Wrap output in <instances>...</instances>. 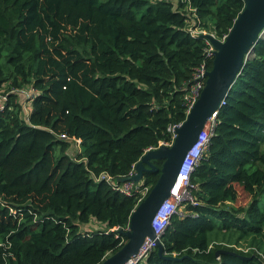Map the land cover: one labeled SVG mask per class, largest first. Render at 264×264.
Instances as JSON below:
<instances>
[{"label": "trees", "instance_id": "obj_1", "mask_svg": "<svg viewBox=\"0 0 264 264\" xmlns=\"http://www.w3.org/2000/svg\"><path fill=\"white\" fill-rule=\"evenodd\" d=\"M243 7L0 0V264H100L126 243L117 231L142 199L98 178H124L172 143L196 70L211 69L201 34L221 40ZM23 92H33L25 106ZM208 137L189 176L191 202L160 236L163 255L178 260L155 248L138 264H264V39ZM159 175L145 173L142 186ZM236 186L245 205H234Z\"/></svg>", "mask_w": 264, "mask_h": 264}, {"label": "water", "instance_id": "obj_2", "mask_svg": "<svg viewBox=\"0 0 264 264\" xmlns=\"http://www.w3.org/2000/svg\"><path fill=\"white\" fill-rule=\"evenodd\" d=\"M242 1L244 7L224 40H218L211 34H201L213 49L211 69L205 74L206 80L199 98L188 111L184 122L175 128L172 143L147 151L135 164L134 175L117 180L118 184H140L145 173L160 170L157 182L132 212L126 229L117 231L118 235L126 238V243L100 264H127L135 258L147 238L155 242L158 255L164 261L178 260L174 256L163 255L162 244L154 233L152 222L176 186L187 154L198 143L203 129L223 105L244 63L264 33V0ZM156 162H162L160 169L154 164ZM224 253L227 252L217 251L215 255L219 257Z\"/></svg>", "mask_w": 264, "mask_h": 264}, {"label": "built area", "instance_id": "obj_3", "mask_svg": "<svg viewBox=\"0 0 264 264\" xmlns=\"http://www.w3.org/2000/svg\"><path fill=\"white\" fill-rule=\"evenodd\" d=\"M198 32L199 31L197 30L192 31V33L195 35H197ZM225 37L226 36H224L221 40H224ZM205 42L208 45V49L206 50V58L207 60H212L213 59L212 46L208 41L205 40ZM207 71L209 70L207 69L206 64L203 63L196 70L194 74V80L193 83L190 85L189 93L187 96V102H186L187 113L191 109L193 104L196 102V100L199 98L200 92L204 87V83L206 80L205 74ZM23 94L25 96V100L27 101L31 99L33 92H23ZM0 100L3 101L5 99L1 98ZM0 108H1V104H0ZM25 116H27V113H25ZM180 125L181 124L168 128V131L171 133L172 141L175 138L174 130ZM212 127H213V119H211V121H209V123L205 126L203 132L199 136L198 143L189 151L182 164L179 177L180 175L183 174L184 177L183 183L181 184L180 188L177 189L176 191H174L175 187L172 189L169 198L164 201V203L162 204L160 210L158 211L157 215L155 216L152 222V228L154 230L156 237L159 240L161 234L168 226L170 218L172 217V215L176 214L177 208L184 202H191V196L189 194L190 191L189 176L194 171V168L198 160L200 159L201 153L208 142L209 139L208 134L212 131ZM134 174L135 171L133 166L132 170L129 172V174L126 177L132 176ZM98 179L105 180L107 183L112 185V187H114L115 190L126 196L137 195L141 199H143L149 191L148 188L142 186L143 185L142 183L136 184L134 182H126V183L118 184L117 181H113L112 178L105 175L100 176ZM155 248H156L155 242L147 238L144 241L143 245L141 246L135 258H133L127 264H138L140 261L145 259L147 255Z\"/></svg>", "mask_w": 264, "mask_h": 264}, {"label": "rangeland", "instance_id": "obj_4", "mask_svg": "<svg viewBox=\"0 0 264 264\" xmlns=\"http://www.w3.org/2000/svg\"><path fill=\"white\" fill-rule=\"evenodd\" d=\"M261 39H264V33L262 34L261 36ZM22 100H21V103L22 105H26V101H25V96L22 95ZM24 98V99H23ZM25 113H28L27 109H25L24 111ZM213 119V118H212ZM211 121V120H210ZM209 123V122H208ZM207 123V124H208ZM78 144L77 141H72L71 142V145H70V148H69V154L70 155H74L76 154L78 151H79V147H78ZM236 191H237V200H236V203H234L235 206H239V205H245L247 202H248V196L247 194L242 190L241 187L239 186H236ZM91 226L93 228H96V223H92Z\"/></svg>", "mask_w": 264, "mask_h": 264}, {"label": "bare ground", "instance_id": "obj_5", "mask_svg": "<svg viewBox=\"0 0 264 264\" xmlns=\"http://www.w3.org/2000/svg\"><path fill=\"white\" fill-rule=\"evenodd\" d=\"M184 181V177H183V174L180 175V177L177 179V182H176V186H175V189L174 191H176L177 189L180 188L181 184L183 183Z\"/></svg>", "mask_w": 264, "mask_h": 264}]
</instances>
